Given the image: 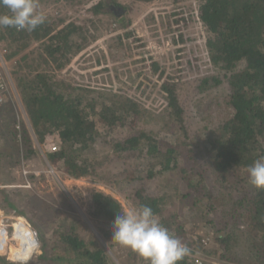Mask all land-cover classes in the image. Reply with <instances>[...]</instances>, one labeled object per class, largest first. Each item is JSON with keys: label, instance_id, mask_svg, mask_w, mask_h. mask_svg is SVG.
Wrapping results in <instances>:
<instances>
[{"label": "trees", "instance_id": "obj_1", "mask_svg": "<svg viewBox=\"0 0 264 264\" xmlns=\"http://www.w3.org/2000/svg\"><path fill=\"white\" fill-rule=\"evenodd\" d=\"M133 1L150 3L154 0ZM110 2L120 6L115 0ZM69 3L76 4L77 0H69ZM106 5V0H90L88 11L93 17L82 25L65 21L66 17L47 15L45 23L31 33L15 28L0 29V42H4L6 48L2 55L12 64V75L34 135L33 140L19 117H0V133H4L5 140L15 141L14 152L8 154L19 160L23 147L22 158L30 159L38 153L35 144L50 147L55 144L54 150H46L49 162L75 179L96 176L97 181L121 190L136 208L150 206L156 217L163 218L159 222L169 231L174 221L161 215L165 197L147 193L143 186L136 187V184L146 182L157 173L176 170L190 189L205 194L208 199L206 209L215 210L217 203L213 199L209 202L208 181L211 179L226 195L224 205L228 206L220 215L213 212L212 217L219 219L218 226L209 220L215 228L214 239L219 244L216 261L219 264H256V260L234 254L232 242L234 229L239 230L242 224L255 237L264 235V190L249 183L247 171L254 161L264 158V0L198 2L196 12L207 32L208 59L217 70L199 79L197 88L201 95L193 104L199 117L213 123L203 140L207 157V163L202 164L203 172L196 169L197 161L188 147L189 130L177 94L178 79L159 71L156 62L148 59V65L145 58V61L139 60L148 65L147 71L158 73L157 79L162 80L159 90L165 105L159 111H150L140 100L114 89L113 86L118 88L124 80L132 79L130 69L123 73L115 70L110 78L113 83L108 88L56 80L57 74L96 40L97 21L103 20L102 14L110 15V22H117L121 30L114 36L115 42L111 46L133 48L131 40L136 38L128 30V23H124L126 18L118 19L113 12H102ZM5 13L7 9L0 7V14ZM34 43L38 45L32 48ZM25 58L28 60L24 61ZM42 60L46 63L43 67ZM219 87L227 91L223 95V106L214 110L218 95L211 97L209 93ZM228 107L232 108V114L227 113ZM148 120L160 124L159 130L164 134L177 135L174 141L156 137L157 133L139 127L142 121ZM115 129L128 132L109 137ZM143 152L148 160L158 159L154 161L160 165L158 171L96 170L105 162ZM189 157L190 164L183 165L182 158ZM0 195L1 208L10 209L15 215H25L24 210L11 201L6 189H0ZM88 196L90 214L96 219L113 222L117 214L124 212L119 201L110 194L93 190ZM23 220L26 221L24 217ZM229 220L233 221L232 230L227 229ZM74 229L57 227L54 231L59 234L58 245L62 243L63 252L47 257L43 251L38 259L52 264H110L109 254L99 241L82 239ZM201 238L194 239L196 245L192 241L185 243L191 250L190 255L179 264H191L192 254L200 247L202 250ZM108 246L112 248L113 245L109 243ZM5 263L0 258V264Z\"/></svg>", "mask_w": 264, "mask_h": 264}, {"label": "rangeland", "instance_id": "obj_2", "mask_svg": "<svg viewBox=\"0 0 264 264\" xmlns=\"http://www.w3.org/2000/svg\"><path fill=\"white\" fill-rule=\"evenodd\" d=\"M89 1L77 0L76 4H70L69 0H36L37 12L45 16L66 17L65 21H74L82 25L86 19L93 17L88 11ZM115 1L120 3L121 7L106 0L107 5L102 8V12L110 11L118 19L126 18L124 23H128L126 24L128 30L134 33L136 38L131 40L133 48L111 46L115 42L114 36L116 37L121 30L117 22H110L112 18L110 15L102 14L103 20L97 21L96 40L76 55L57 74L56 80L85 87L108 88L110 83H113L110 78L115 70L123 73L130 69L132 79L124 80L118 88L113 86L114 89L140 100L150 111H159L165 105V100L159 90L162 80L157 79L158 73L152 74L151 71H147L148 59L156 62L160 68L159 71L162 70L178 79L177 94L184 109L189 130L190 146L188 147L193 150V157L197 161L196 169L202 171V164L207 163L206 145L203 140L213 123L199 117L193 104L201 95L197 88L199 79L205 74L216 73L217 70L208 59L205 45L207 32L196 12L199 0H154L150 3L133 0ZM174 12L177 14H173ZM37 45L38 43H34L31 47ZM5 51L4 42L1 41L0 53L4 55ZM142 58L143 61H147L148 65L139 61ZM27 60L28 58L24 59V61ZM5 62L11 98L0 106V117L7 115L19 117L34 140L27 113L21 103L12 75V64L6 59ZM45 64L42 60V67ZM22 70L25 71V68ZM226 91V88L219 87L209 93L211 97L218 95L214 110L223 106V95ZM227 111L228 114L233 112L230 107ZM211 114L214 115L215 112L211 111ZM148 121H142L139 127L157 133L156 137L174 141L177 135H166L159 130L160 124ZM127 132L126 129H115L109 137L125 135ZM4 138V133H0V189H6L15 206L25 212V215H15L12 210L3 209L0 206V220L2 221L0 236L6 240L5 246L0 249V258L6 262L5 264H21L22 260L26 261V264H52L49 261L39 260L38 256L43 251L47 257L63 252L62 243L58 245L59 234L54 231L59 226L74 227L80 238L99 241L109 254L110 264H143L145 262L130 249L112 240L113 222L96 219L90 214L88 193L93 190L113 196L119 201L123 211L136 208L121 190L97 181L96 176L77 179L69 177L62 168L47 160L45 153L50 145L38 146L33 141L38 148L36 156L30 159L22 158V147L21 158L16 160L14 156L10 157L8 154L14 152L15 141ZM17 142L20 143V141ZM155 160L158 159L148 160L143 152L140 155L105 162L96 170L97 172L105 170L119 172L126 168L131 171L135 169L143 171L156 169L158 171L160 165L154 164ZM190 160V157L182 158L183 165H189ZM208 182L209 202L213 199L212 201L217 203L215 210L206 209L208 199L205 194L190 189L176 170L157 173L146 182L137 183L136 187L143 186L147 193L164 196L166 203L162 206L161 215L173 218L174 225L171 224L170 231L174 233V236H179L178 238L184 244L191 241L195 244V238L208 237L210 241L206 248L201 250L200 247L199 250L205 264H219L216 261L219 244L214 239L215 228L210 225L209 220H213L215 227L218 226L219 219L212 217L213 212L220 215L226 211L228 206L224 205L226 195L220 192L219 185L211 179ZM1 197L0 195V200ZM228 223L227 229L232 230L233 221L229 220ZM24 231L28 235L24 234ZM103 231H106L105 235ZM234 231L235 237L232 242L234 254L256 260V264H264V247H262L264 235L260 237L251 235L244 224L239 230L234 229ZM25 235L28 238L34 236L35 240H38V246L27 248ZM109 243L113 245L112 248H109ZM244 261L246 262L245 259Z\"/></svg>", "mask_w": 264, "mask_h": 264}, {"label": "clouds", "instance_id": "obj_3", "mask_svg": "<svg viewBox=\"0 0 264 264\" xmlns=\"http://www.w3.org/2000/svg\"><path fill=\"white\" fill-rule=\"evenodd\" d=\"M0 7L7 9V13L0 14V29L15 28L31 33L45 23V15L37 12L36 0H0ZM247 171L249 183L264 190V158L254 161ZM112 240L130 249L146 264H179L191 251L159 222L147 205L117 214L112 223ZM21 264L26 261L22 260Z\"/></svg>", "mask_w": 264, "mask_h": 264}, {"label": "built area", "instance_id": "obj_4", "mask_svg": "<svg viewBox=\"0 0 264 264\" xmlns=\"http://www.w3.org/2000/svg\"><path fill=\"white\" fill-rule=\"evenodd\" d=\"M7 75L6 62L3 55L0 53V106L4 105L11 98L9 79ZM55 148V145L50 147L51 150H54ZM27 185H29V183H27ZM209 241L210 239L208 237L202 238L200 240V245H202V248H206ZM191 264H205V260L202 257L200 250H197L192 254Z\"/></svg>", "mask_w": 264, "mask_h": 264}, {"label": "bare ground", "instance_id": "obj_5", "mask_svg": "<svg viewBox=\"0 0 264 264\" xmlns=\"http://www.w3.org/2000/svg\"><path fill=\"white\" fill-rule=\"evenodd\" d=\"M1 226H2V221L0 220V229ZM23 233L26 234V231H24ZM26 235H28V233ZM25 239L27 240V244H28L27 248H31L37 245V241L35 240L34 236H31L30 238L26 236ZM5 244H6V240L0 236V249H2L5 246ZM25 254L27 255V251L25 252Z\"/></svg>", "mask_w": 264, "mask_h": 264}, {"label": "crops", "instance_id": "obj_6", "mask_svg": "<svg viewBox=\"0 0 264 264\" xmlns=\"http://www.w3.org/2000/svg\"><path fill=\"white\" fill-rule=\"evenodd\" d=\"M22 103V102H21Z\"/></svg>", "mask_w": 264, "mask_h": 264}]
</instances>
